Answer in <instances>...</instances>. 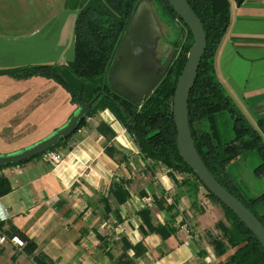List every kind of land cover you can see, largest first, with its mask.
I'll return each instance as SVG.
<instances>
[{
  "label": "crops",
  "instance_id": "obj_1",
  "mask_svg": "<svg viewBox=\"0 0 264 264\" xmlns=\"http://www.w3.org/2000/svg\"><path fill=\"white\" fill-rule=\"evenodd\" d=\"M74 10L72 0H0V70L70 61L74 33L67 30L63 37V30ZM230 11V25L215 57L216 73L255 124L264 117V0H230ZM31 21L36 24L27 33ZM13 32L22 35H1ZM4 76L32 83L34 92L65 91L53 79L38 75ZM89 117L80 132L56 148L64 158L57 166L37 156L0 170L11 185L0 196V264H37L36 256L51 264H116L123 252L133 258L131 246L136 243L145 251L133 264L223 261L227 253L217 256L209 242L216 213L208 211L203 188L195 184V198L191 187L181 184L184 174L172 178L163 165L144 161L109 109ZM119 184L129 193L122 203L111 194ZM147 197L152 203L144 208L152 224L174 228L166 238L142 223L139 210ZM14 231L35 242L32 254L26 252L25 241L21 246L11 241Z\"/></svg>",
  "mask_w": 264,
  "mask_h": 264
},
{
  "label": "trees",
  "instance_id": "obj_2",
  "mask_svg": "<svg viewBox=\"0 0 264 264\" xmlns=\"http://www.w3.org/2000/svg\"><path fill=\"white\" fill-rule=\"evenodd\" d=\"M141 1L89 0L76 15L73 57L63 64L64 69L59 67L58 63L36 64L13 70H0V75L9 73L18 78L38 75L53 79L70 94L71 100L77 105L88 104L99 94L77 129L62 139L58 145L49 149H56L77 132L86 124L87 117L103 109H109L132 137L144 161L163 165L172 178L174 173L184 174L181 184L191 187L193 197L196 198L198 192V188L195 187L197 184L205 189L207 196L219 202L224 221L215 223L220 235H210L209 242L217 256L224 255L229 249L234 250L218 264H264V249L258 239L228 207L204 187L177 150L172 98L193 38L167 0H150L157 19L164 27L172 22H178L184 27L185 32L182 42L179 41L180 34H178L172 43L171 47H176L177 52L162 79L140 104H135L114 92L109 85V70L114 55ZM186 1L201 21L206 34V47L187 103L188 120L195 148L213 177L246 206L264 226V191L257 195H249L244 186L227 170L231 161L246 151L255 150L260 162L254 167L253 173L257 176L264 174V117L252 124L226 92L215 68L217 51L230 25V0ZM66 68L74 74L72 79L63 77L62 73L66 72ZM20 163L4 165L0 170ZM10 190L8 179L0 176V196ZM111 194L118 203L124 202L129 197L122 184L115 185ZM139 216L149 231L159 234L162 238L174 232L170 224L153 225L149 211L145 208L139 210ZM16 236L25 241L26 252L32 254L36 249L35 242L29 241L20 234ZM131 247L134 251L133 258L145 251L140 243ZM133 258H128L126 252H123L115 262L133 264ZM35 260L37 264H51L40 256H36Z\"/></svg>",
  "mask_w": 264,
  "mask_h": 264
},
{
  "label": "water",
  "instance_id": "obj_3",
  "mask_svg": "<svg viewBox=\"0 0 264 264\" xmlns=\"http://www.w3.org/2000/svg\"><path fill=\"white\" fill-rule=\"evenodd\" d=\"M178 18L192 34L186 62L178 77L173 98L172 113L176 127V146L183 161L194 172L204 187L228 207L264 249V226L236 197L227 191L209 172L200 158L190 131L188 96L197 76V69L206 47V34L201 21L186 0H167ZM243 0H236L241 3ZM163 37L159 21L150 0H142L136 7L114 55L109 70V85L119 95L140 104L153 91L170 66L177 50L173 48L162 62L155 57L158 38ZM97 94L88 104L81 103L68 120L35 144L8 154H0V168L34 158L72 134L89 113Z\"/></svg>",
  "mask_w": 264,
  "mask_h": 264
},
{
  "label": "rangeland",
  "instance_id": "obj_4",
  "mask_svg": "<svg viewBox=\"0 0 264 264\" xmlns=\"http://www.w3.org/2000/svg\"><path fill=\"white\" fill-rule=\"evenodd\" d=\"M88 1L89 0H72V6L78 10L72 11V16L66 20L63 37L67 36V30H69L73 36L76 15L79 9ZM35 24L36 21L28 23L27 33L33 29ZM159 25L163 37L157 40L155 57L162 62L165 54L171 49L170 46H172L178 34H180L179 41L182 42L185 29L178 22H172L169 26L165 27L161 23H159ZM6 34L22 35L17 32L3 33L1 35ZM161 46L164 47L161 49ZM62 61L59 67L64 69L65 67H63V64L66 60ZM62 74L65 79H72L74 76L68 69ZM4 75L5 74L0 75V151L4 150V152H2L4 154L16 152L35 144L45 136H49L54 130L61 127L78 107V105L71 100L70 94L66 90L64 92H41V90L40 92H34L36 89L35 85L32 83L28 81L23 82L21 79L10 80L8 76ZM55 82V86L59 84ZM87 118V122L91 120L90 117ZM227 118L230 122L228 115ZM84 126L85 125L82 127ZM259 162L260 157L258 153L255 150H249L240 155L237 159L231 161L227 166L228 172L244 186L249 195H257L264 191V174L257 176L253 173L254 167L257 166ZM203 190L206 193L204 188ZM147 199L149 200L148 202ZM208 199H206L208 211L216 213L214 226L211 227L210 234L219 236L220 231L215 228V223L221 220L224 221L223 210L219 202L209 196ZM171 201L172 198L166 200L165 203L169 205ZM211 201L214 207L209 205ZM150 203H152V200L150 197H147L146 201L143 199L141 206L144 208L146 204L149 205ZM208 206L210 208H208ZM233 250L234 249H229L227 251L226 258Z\"/></svg>",
  "mask_w": 264,
  "mask_h": 264
},
{
  "label": "built area",
  "instance_id": "obj_5",
  "mask_svg": "<svg viewBox=\"0 0 264 264\" xmlns=\"http://www.w3.org/2000/svg\"><path fill=\"white\" fill-rule=\"evenodd\" d=\"M87 119H86V121H87ZM81 129H82V126L77 130V132H80ZM41 157L45 162L49 163L53 167L57 166L58 164H60L61 162L64 161V158H63L61 152L57 149H47L45 152H43L41 154ZM0 176H2L1 172H0ZM167 200H170V197H168ZM148 201L149 200L147 199V202ZM185 232L187 234H190V229L186 228ZM0 240L3 241L4 237H1ZM11 241L14 243H17L20 246L23 245V241L21 239H19L17 236L12 237ZM186 244H187V242H186Z\"/></svg>",
  "mask_w": 264,
  "mask_h": 264
},
{
  "label": "flooded vegetation",
  "instance_id": "obj_6",
  "mask_svg": "<svg viewBox=\"0 0 264 264\" xmlns=\"http://www.w3.org/2000/svg\"><path fill=\"white\" fill-rule=\"evenodd\" d=\"M13 76V75H12Z\"/></svg>",
  "mask_w": 264,
  "mask_h": 264
}]
</instances>
